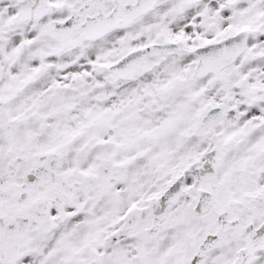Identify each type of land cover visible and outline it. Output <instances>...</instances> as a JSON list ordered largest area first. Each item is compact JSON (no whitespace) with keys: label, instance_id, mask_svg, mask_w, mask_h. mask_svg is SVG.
I'll use <instances>...</instances> for the list:
<instances>
[{"label":"snow or ice","instance_id":"1","mask_svg":"<svg viewBox=\"0 0 264 264\" xmlns=\"http://www.w3.org/2000/svg\"><path fill=\"white\" fill-rule=\"evenodd\" d=\"M0 264H264V0H0Z\"/></svg>","mask_w":264,"mask_h":264}]
</instances>
